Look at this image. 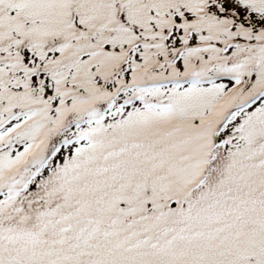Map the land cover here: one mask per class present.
I'll list each match as a JSON object with an SVG mask.
<instances>
[{
    "label": "snow or ice",
    "instance_id": "snow-or-ice-1",
    "mask_svg": "<svg viewBox=\"0 0 264 264\" xmlns=\"http://www.w3.org/2000/svg\"><path fill=\"white\" fill-rule=\"evenodd\" d=\"M0 264H264V0H0Z\"/></svg>",
    "mask_w": 264,
    "mask_h": 264
}]
</instances>
